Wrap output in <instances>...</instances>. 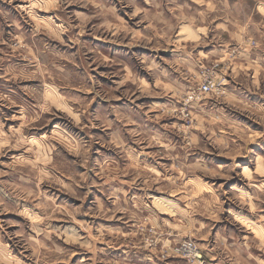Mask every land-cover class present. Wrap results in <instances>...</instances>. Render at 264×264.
I'll list each match as a JSON object with an SVG mask.
<instances>
[{
  "label": "rangeland",
  "instance_id": "1",
  "mask_svg": "<svg viewBox=\"0 0 264 264\" xmlns=\"http://www.w3.org/2000/svg\"><path fill=\"white\" fill-rule=\"evenodd\" d=\"M0 264H264V0H0Z\"/></svg>",
  "mask_w": 264,
  "mask_h": 264
},
{
  "label": "built area",
  "instance_id": "2",
  "mask_svg": "<svg viewBox=\"0 0 264 264\" xmlns=\"http://www.w3.org/2000/svg\"><path fill=\"white\" fill-rule=\"evenodd\" d=\"M209 91L210 90V85L209 84H206L204 83L202 86H201V91ZM182 251H189V252H196L197 251V247L195 244L191 243V242H185L183 243V248L181 249ZM199 258H201L199 256Z\"/></svg>",
  "mask_w": 264,
  "mask_h": 264
}]
</instances>
